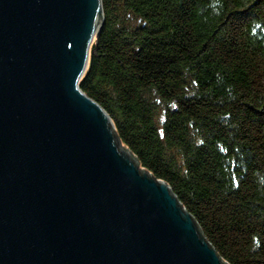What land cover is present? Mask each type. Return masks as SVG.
Returning <instances> with one entry per match:
<instances>
[{"label":"water","instance_id":"obj_1","mask_svg":"<svg viewBox=\"0 0 264 264\" xmlns=\"http://www.w3.org/2000/svg\"><path fill=\"white\" fill-rule=\"evenodd\" d=\"M103 23L102 0H0V264H227L80 90Z\"/></svg>","mask_w":264,"mask_h":264},{"label":"trees","instance_id":"obj_2","mask_svg":"<svg viewBox=\"0 0 264 264\" xmlns=\"http://www.w3.org/2000/svg\"><path fill=\"white\" fill-rule=\"evenodd\" d=\"M79 88L227 264H264V0H102Z\"/></svg>","mask_w":264,"mask_h":264},{"label":"rangeland","instance_id":"obj_3","mask_svg":"<svg viewBox=\"0 0 264 264\" xmlns=\"http://www.w3.org/2000/svg\"><path fill=\"white\" fill-rule=\"evenodd\" d=\"M95 41H96V40H95ZM95 41H94V44L96 43Z\"/></svg>","mask_w":264,"mask_h":264}]
</instances>
